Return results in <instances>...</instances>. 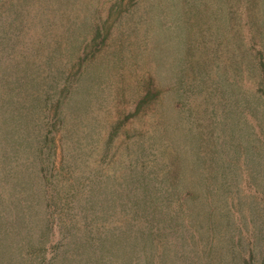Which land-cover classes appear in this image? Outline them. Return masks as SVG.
Wrapping results in <instances>:
<instances>
[{
	"label": "rangeland",
	"instance_id": "1",
	"mask_svg": "<svg viewBox=\"0 0 264 264\" xmlns=\"http://www.w3.org/2000/svg\"><path fill=\"white\" fill-rule=\"evenodd\" d=\"M28 1L0 0V114L20 117L0 149V264H264L255 0Z\"/></svg>",
	"mask_w": 264,
	"mask_h": 264
},
{
	"label": "trees",
	"instance_id": "2",
	"mask_svg": "<svg viewBox=\"0 0 264 264\" xmlns=\"http://www.w3.org/2000/svg\"><path fill=\"white\" fill-rule=\"evenodd\" d=\"M45 1V0H44ZM50 1V0H49ZM48 1V2H49ZM68 1V0H66ZM73 1V0H69V3ZM75 1V0H74ZM78 0H76L77 2ZM28 0H21V4L24 6V5H27L28 4ZM75 2V3H76ZM259 3H260V0H255L254 1V5H256V10H246L244 11L243 13V16H244V20H245V23H246V31L248 33L251 32V29H254L256 31V33L260 32L263 34V37H264V11L263 9H260L259 8ZM32 4V3H31ZM37 9L36 7L34 6L35 10H36V16L40 18V16H43L45 14V12L48 10V4L47 5H43L41 6V4L37 3ZM45 8H46V11H45ZM232 15V14H231ZM231 15L229 16L231 19H234L236 22L239 20L240 21V14L239 16L235 15L233 17H231ZM248 24V25H247ZM254 26V27H252ZM250 31V32H249ZM247 34V33H246ZM35 50L39 51V47L38 46H35L34 47ZM14 57V54H12V58ZM262 60V59H261ZM79 60L76 61L77 64ZM20 66L19 63L16 64L15 67H13V70L16 71L18 69V67ZM252 68V67H251ZM1 76H2V73H1ZM16 80H17V76H13ZM264 79V76L262 77V81ZM2 80V79H1ZM261 83V82H260ZM5 87L7 90H9L10 92L12 91V93H14L15 95V98L18 97V93H19V88L18 86H16V84L14 85H11V84H5ZM0 90L2 91V82H0ZM1 95V93H0ZM261 96V95H260ZM17 99V98H16ZM18 116L14 115L13 113L9 114V115H5L3 118H2V114H0V149H4V148H15V144L17 143L18 144V140H19V136L20 135H17L16 133L12 132L11 131V128H15V126H17V121L20 120V117L17 118ZM2 124H4V126H7L9 127L10 125H13L11 127H9L8 129L4 128L2 129ZM199 135V139L202 140L205 144L208 143V138H209V135H210V132H209V126L207 125V129H206V133L204 134L201 133V134H198ZM178 156V155H176ZM200 159H202L200 157ZM181 161L182 159L179 158V161H176V162H170L169 163V166H170V171L174 174H178L181 172V168H180V164H181ZM176 165L179 166V168H177V171L175 170L176 169ZM146 188L145 187L143 190L146 191ZM147 192V191H146ZM150 193H152L150 190L148 191ZM158 201L154 202V203H157ZM146 203V200L145 201H142L140 203H138L137 207H143V205ZM22 209H20V212H19V216H18V219H16V222H23L25 220H27L29 217L28 216H31L33 215L32 212L30 210H27L25 212H22ZM161 210L159 209L158 210V213H160ZM32 219V218H31ZM108 233H105V232H101L99 234V241L98 242H94V245L95 247H100V246H106L108 248L111 247V242H112V233L111 230L110 231H107ZM1 241V240H0ZM72 245H74L73 243H71ZM70 244V246L72 247V245ZM86 245V241L85 243L83 244V246ZM74 247V246H73ZM91 248V247H90ZM94 248V246H93ZM105 248V247H104ZM95 249V248H94ZM65 252V251H64ZM66 253V252H65ZM64 253V254H65ZM79 254H71V257L64 260L65 263L64 264H80V261H79ZM63 258H65V255L63 256ZM81 258V257H80ZM55 260V258L53 259ZM102 261V260H101ZM100 261V262H101ZM50 264V262H49Z\"/></svg>",
	"mask_w": 264,
	"mask_h": 264
}]
</instances>
